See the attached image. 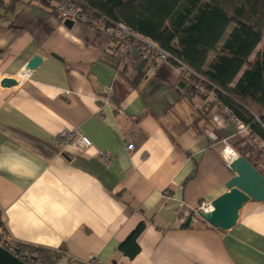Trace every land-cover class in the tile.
I'll use <instances>...</instances> for the list:
<instances>
[{
  "label": "crops",
  "instance_id": "0c3cea01",
  "mask_svg": "<svg viewBox=\"0 0 264 264\" xmlns=\"http://www.w3.org/2000/svg\"><path fill=\"white\" fill-rule=\"evenodd\" d=\"M63 22L44 2L0 5V80L18 82L0 87V209L9 236L58 249L60 264H264V200L245 202L227 230L203 219L185 225L176 209L227 191L234 173L220 142L240 136L224 110L215 103L204 116L210 97L185 96L170 64L139 60L136 45ZM35 54L42 61L27 70ZM66 128L92 145L57 141ZM258 168L264 174V161ZM140 221L139 251L128 258L118 244Z\"/></svg>",
  "mask_w": 264,
  "mask_h": 264
},
{
  "label": "trees",
  "instance_id": "16d2710c",
  "mask_svg": "<svg viewBox=\"0 0 264 264\" xmlns=\"http://www.w3.org/2000/svg\"><path fill=\"white\" fill-rule=\"evenodd\" d=\"M83 1L85 6L124 22L156 42L201 76L203 88L197 86L198 76L184 79L188 86L185 96L200 94L206 98L212 91L249 127L250 134L236 140L232 147L264 176L258 168L264 154L255 142H264V0ZM225 26L229 30L218 44L216 40ZM260 42L261 47L255 51ZM208 51L213 55L201 66ZM215 103L207 101L204 116ZM144 226L140 221L119 242L123 255L133 258L138 253L137 237ZM0 245L26 264H60L63 255L58 249L11 238L1 209Z\"/></svg>",
  "mask_w": 264,
  "mask_h": 264
},
{
  "label": "built area",
  "instance_id": "2783aa9c",
  "mask_svg": "<svg viewBox=\"0 0 264 264\" xmlns=\"http://www.w3.org/2000/svg\"><path fill=\"white\" fill-rule=\"evenodd\" d=\"M37 2H45L49 4L53 11L57 14L58 18L61 21L70 19L73 22H83L94 28H97L104 33L108 34L117 41L127 42L138 47V59L142 61H153V62H162L168 63L172 68L178 73L181 80L188 78L192 75L198 76L200 80L197 83L198 87L203 88L202 80L203 78L199 76L191 67L185 64L180 59L174 57L169 51L162 48L159 44L152 41L143 34L134 31L127 24L122 21L112 20L107 18L105 15L97 12L96 10L85 6L83 0H29ZM113 88L111 84L103 86V99L99 107V111L102 113V106L109 102L110 97L112 96ZM212 100L224 110L228 122L232 123L236 127L235 134L243 137L250 134L249 127L237 117L228 107L222 104L214 92H210ZM57 141H62L66 144H74L81 149H86L92 145L91 140L84 134L80 132H74L71 129L61 130L57 136ZM257 146L263 151L264 154V142L255 141ZM221 154L224 149H229L232 152V157L227 158L223 154L225 163L228 165L231 159L239 155L233 147L226 141L222 139L221 142ZM130 148V144L127 145ZM100 156L106 160L108 155L106 152H100ZM210 202L201 201L196 206H189L186 208L182 201L179 202L176 207L177 211L182 212L185 217L191 216V222H195L201 219L200 212H207L211 209ZM92 260V258H90Z\"/></svg>",
  "mask_w": 264,
  "mask_h": 264
},
{
  "label": "water",
  "instance_id": "95a60500",
  "mask_svg": "<svg viewBox=\"0 0 264 264\" xmlns=\"http://www.w3.org/2000/svg\"><path fill=\"white\" fill-rule=\"evenodd\" d=\"M63 23L71 26L73 21L66 19ZM41 61V56L35 54L28 60L25 68L34 69ZM17 83L14 78H2L0 87H10ZM181 84L184 85V82L181 81ZM228 167L234 175L225 182L227 191L210 202L212 208L209 211L200 212L201 219L220 230H227L236 224L243 204L249 199L264 200V176L244 156L237 155L231 159ZM190 223L191 216H188L184 224L189 225ZM0 264L26 263L0 245Z\"/></svg>",
  "mask_w": 264,
  "mask_h": 264
},
{
  "label": "rangeland",
  "instance_id": "374dc122",
  "mask_svg": "<svg viewBox=\"0 0 264 264\" xmlns=\"http://www.w3.org/2000/svg\"><path fill=\"white\" fill-rule=\"evenodd\" d=\"M228 30H229V27H228V26H225L224 29L222 30V32L220 33V35L218 36V38H217V40H216V43L219 44V43L221 42V39L224 37L225 33H226ZM260 47H261V42L257 45L255 51L258 50ZM212 55H213V52H212V51H208V52H207V56H209L208 59H210V58L212 57ZM252 58H253V55L251 56V59H252ZM207 97H210V100H212L210 94H209ZM208 101H209V100H208ZM239 138H241V137H238V138L236 137V138H234V140H232V141L230 142L231 146H233V143H234L236 140H238Z\"/></svg>",
  "mask_w": 264,
  "mask_h": 264
},
{
  "label": "bare ground",
  "instance_id": "6f19581e",
  "mask_svg": "<svg viewBox=\"0 0 264 264\" xmlns=\"http://www.w3.org/2000/svg\"><path fill=\"white\" fill-rule=\"evenodd\" d=\"M222 154L228 159L232 157V152L227 148L222 151Z\"/></svg>",
  "mask_w": 264,
  "mask_h": 264
}]
</instances>
